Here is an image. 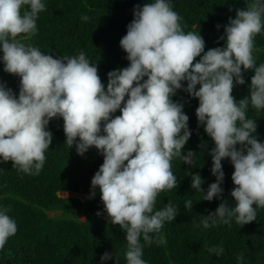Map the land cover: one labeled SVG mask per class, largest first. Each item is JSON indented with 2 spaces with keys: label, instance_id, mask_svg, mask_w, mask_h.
<instances>
[{
  "label": "clouds",
  "instance_id": "9594fccd",
  "mask_svg": "<svg viewBox=\"0 0 264 264\" xmlns=\"http://www.w3.org/2000/svg\"><path fill=\"white\" fill-rule=\"evenodd\" d=\"M45 9V0H0V62L5 72L20 78L18 95L0 81V163L11 161L18 172L38 175L53 139L48 125L62 118L70 149L83 156L94 146L103 156L91 178L89 198L98 188L107 222L125 233L126 264H147L144 247L166 243L159 233L179 211L171 202L154 210L160 192L178 187L172 160L194 164L196 152L183 151L192 134L189 116L184 103L173 100L182 90L198 98V126L214 143L209 155L215 181L205 191L200 173H190V186L204 200H221L194 227L256 220L257 209L264 208V141L258 140L256 120L247 112L250 106L264 109V63L257 66L253 56L254 37L264 30V0H249L245 8H237L218 38L223 46L207 51L200 33L183 29L171 0L135 5L119 41L129 64L109 71L106 84L83 50L54 58L17 39L38 31V15ZM249 69L254 71L250 93L236 101L232 89L245 84L243 73ZM117 110L120 115H114ZM225 158L234 166V204L222 196ZM192 205V200L184 202L186 210ZM8 212L0 206V249L17 232ZM208 251L219 256L224 248ZM110 259L112 253L106 251L100 264ZM243 259L241 253L237 264Z\"/></svg>",
  "mask_w": 264,
  "mask_h": 264
},
{
  "label": "trees",
  "instance_id": "16d2710c",
  "mask_svg": "<svg viewBox=\"0 0 264 264\" xmlns=\"http://www.w3.org/2000/svg\"><path fill=\"white\" fill-rule=\"evenodd\" d=\"M147 2L150 0H45L46 9L37 19L38 31L17 39L54 58L77 55L83 50L90 62L97 65L98 75L106 84L109 71L129 64L119 41L133 19L134 6ZM248 2L171 0V5L182 17L180 23L186 32L200 33L207 51L223 46L224 41L218 39L223 34V25L228 23L229 17L235 18L237 8H245ZM83 15L90 19L82 20ZM217 24L221 25L219 29ZM253 56L257 66L264 63V30L254 37ZM252 75L254 71L247 70L243 73L245 84L233 87L231 95L236 101L249 95ZM19 79L5 72L0 62V81L7 82L17 95ZM183 83L186 86L187 82ZM173 100L183 102V111L189 116L192 134L183 151L196 152L194 164H184L178 157L172 160L178 187L160 192L154 210L171 202L178 207V215L165 222L159 233L166 243L145 246L142 258L147 264H237L236 257L243 253L242 264H264V208L257 209L256 220L244 225L233 221L231 225L218 223L207 229L194 227L221 203L215 197L212 201L202 199L204 194L190 186V173H200L204 181L201 187L205 191L215 181L210 172L209 155L214 143L203 126H198L195 114L198 98L178 90ZM114 115H120L119 110ZM247 116L256 120L257 138L264 141V109L250 106ZM48 128L53 139L38 175L18 172L11 161L0 163V206L9 209L8 214L17 225V232L0 249V264H100V257L106 251L112 253V259L106 264H126L125 233L119 225L107 222L98 188L95 197L89 198L91 178L103 163L102 154L94 146L83 156L78 155L75 148L70 149L64 142L62 118L51 120ZM222 167L225 173L222 196L229 204H234L230 195L234 187L231 180L234 166L225 158ZM59 191L82 193L84 200L59 195ZM186 200H192L191 210L185 209ZM49 212L61 214L50 215ZM98 212L102 214L97 215ZM77 213H83L84 218L76 217ZM221 245L223 254L209 253L210 247Z\"/></svg>",
  "mask_w": 264,
  "mask_h": 264
},
{
  "label": "rangeland",
  "instance_id": "374dc122",
  "mask_svg": "<svg viewBox=\"0 0 264 264\" xmlns=\"http://www.w3.org/2000/svg\"><path fill=\"white\" fill-rule=\"evenodd\" d=\"M59 193V195H62V196H66V197H68V196H77V197H79L81 200H84V194H82V193H77V192H71V191H59L58 192ZM49 214L50 215H59V214H61V212H49ZM72 214H69V216H71ZM75 216L76 217H78L79 219H83L84 218V215H83V213H77V214H75Z\"/></svg>",
  "mask_w": 264,
  "mask_h": 264
}]
</instances>
